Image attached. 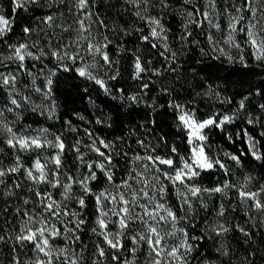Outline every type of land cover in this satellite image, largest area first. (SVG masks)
Instances as JSON below:
<instances>
[{"label":"snow or ice","instance_id":"6c2138e0","mask_svg":"<svg viewBox=\"0 0 264 264\" xmlns=\"http://www.w3.org/2000/svg\"><path fill=\"white\" fill-rule=\"evenodd\" d=\"M10 2L13 13L38 14L13 38L16 17L0 12V252L7 249V264H252L254 253L238 257L232 240L255 247L264 237V177L234 169L243 170L248 157L264 164V130L256 136L247 127L264 128V103L252 106L245 95L234 110L202 118L190 107L195 99H170L183 150L166 135L150 138L144 125L143 136L133 130L127 140H109L71 120L56 131L22 121L25 113L56 117L52 85L61 72L131 106L152 84L171 96L152 78L178 73L192 47L244 67L247 52L264 65V0ZM170 19L178 21L177 31ZM128 54L139 91L113 94L109 82L120 78ZM195 96L213 106L232 103L212 84ZM145 106L154 111L155 101ZM237 121L244 126L236 136L247 147L223 152L229 164L210 153L208 131ZM228 139L235 143L231 134ZM204 173L218 174L215 183L206 186Z\"/></svg>","mask_w":264,"mask_h":264},{"label":"trees","instance_id":"16d2710c","mask_svg":"<svg viewBox=\"0 0 264 264\" xmlns=\"http://www.w3.org/2000/svg\"><path fill=\"white\" fill-rule=\"evenodd\" d=\"M0 12L5 16L14 15L16 17L14 32L11 34L13 38L17 34H20L21 27L29 19L30 15L38 14V12L32 13L31 11L25 13L22 10L13 13L10 0H0ZM169 22L173 30L177 31L178 21L170 19ZM194 36L197 39L203 40L198 32H194ZM201 46L207 49L206 44L202 43ZM129 47H134V45L129 44ZM245 56L248 61V67H244L239 63H229L223 57L220 60H215L212 59L211 55L202 56L198 48L192 47L187 55L180 58L179 62L182 64V67L178 73H167L162 77L152 78L168 86L171 96L158 92L159 83L152 84L147 90V95L143 97V101L139 105L132 104L131 106H128V101H121L119 96H117V99H112L111 96L105 95L98 86L80 79L73 72H61L54 78L52 85L53 98L56 101V118L60 123L58 130L63 128L65 120H71L74 125L78 124L79 121L76 114H79L84 116L86 121L92 122L87 124V128L94 130L97 135L105 139L114 140L116 137L124 136L127 140L128 134L133 130H135L136 134L143 136L144 128L141 126L144 125L151 128V132L149 133L150 138L166 135L170 141L178 144L181 150H183L187 146L177 139L179 134L174 127L175 114L168 107L170 99H174L177 102L195 99V103L190 105V107L197 108V115L202 118L217 109L224 113H227L229 109L234 110L233 106L245 95L249 96L252 106L264 103V94L256 95L257 92L264 93V65L257 66L256 62L248 57L247 52ZM131 61L132 56L130 54L121 58V76L117 81L109 82L110 86L113 87V94H116V88H123L125 95L139 91L138 84L140 82L131 79ZM157 62L154 59V64ZM143 82L148 83L147 77H145ZM207 84L216 86V91L221 94V97L231 98L232 103H216L213 106L211 101L207 99L201 100L199 97H196L195 93L204 90ZM153 100L155 101L154 111L152 108L145 106V102L152 103ZM160 105H163V107H160ZM97 118L104 120L105 124H95ZM148 121H155V124H148ZM45 122V119L32 113H25L22 121V123H29L33 127L51 126ZM108 124L111 127H108ZM243 126L240 121H237L235 124L226 125L224 131L215 128L208 131L209 143L211 145L210 153L213 155L219 154L227 163L232 164L231 161L226 160L223 152L228 151L239 154L241 150L246 151V144L236 136ZM247 127L249 132L256 136H258L259 131L264 130L260 125ZM230 134L234 137L235 143L229 141L228 135ZM135 139L136 136L133 135L131 140L134 141ZM68 140L70 142V135ZM261 144L264 145V139L261 140ZM262 151H264V147H262ZM5 163H7V160H5ZM234 171L238 175L250 171L257 178L264 177V164L248 157L244 160V169H234ZM216 175L218 174L204 173L201 178L202 182L206 186H211L215 183ZM241 219L243 218L241 217ZM229 239L232 240L231 237ZM232 244L236 245L238 257L247 255L249 251H252L254 254L248 257L252 260V264H264V237H257L255 247L251 243L245 245L236 240H232ZM201 250L207 252V249H204L203 245L201 246ZM6 252V248L4 252H0V259L4 261V264H7L8 261L5 255Z\"/></svg>","mask_w":264,"mask_h":264},{"label":"rangeland","instance_id":"374dc122","mask_svg":"<svg viewBox=\"0 0 264 264\" xmlns=\"http://www.w3.org/2000/svg\"><path fill=\"white\" fill-rule=\"evenodd\" d=\"M38 84H40V83H42L41 81H38L37 82ZM91 83V82H90ZM33 99H37L38 100V97L37 96H33ZM40 117V116H39ZM40 118H42V119H45V118H43V117H40ZM46 120V119H45ZM78 121H79V123L78 124H75V125H77V126H79V127H81V128H87V124L88 123H85V121H81V120H79L78 119ZM45 123H49L51 126H45V127H49L51 130H53V131H56V130H58L59 128V121L57 120V118L55 117L53 120H46V122ZM62 126V125H61ZM62 127H64V125L62 126ZM71 136V135H70Z\"/></svg>","mask_w":264,"mask_h":264}]
</instances>
